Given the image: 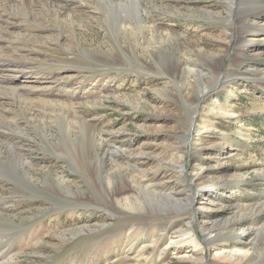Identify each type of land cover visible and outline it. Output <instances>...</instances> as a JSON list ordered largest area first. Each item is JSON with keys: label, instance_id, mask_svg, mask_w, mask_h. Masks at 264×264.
<instances>
[{"label": "rangeland", "instance_id": "obj_1", "mask_svg": "<svg viewBox=\"0 0 264 264\" xmlns=\"http://www.w3.org/2000/svg\"><path fill=\"white\" fill-rule=\"evenodd\" d=\"M0 1L16 24L0 26V75L24 97L82 94L73 110L89 136L83 120L62 133L73 118L40 129L2 83L0 115L20 125L0 124V264H264V0H141L157 28L144 33L117 27L125 0L110 12L97 0L71 4L68 23L40 0ZM162 55L177 69H158ZM195 104L200 127L190 130ZM67 149L101 168L86 179ZM125 198L143 205L125 208ZM188 221L198 245L169 244ZM223 250L236 257L219 259Z\"/></svg>", "mask_w": 264, "mask_h": 264}, {"label": "bare ground", "instance_id": "obj_2", "mask_svg": "<svg viewBox=\"0 0 264 264\" xmlns=\"http://www.w3.org/2000/svg\"><path fill=\"white\" fill-rule=\"evenodd\" d=\"M4 1V0H3ZM6 1V0H5ZM113 0H97V6L96 7V10H99L102 6H105L108 8V11H113V7H117V5L115 3L112 2ZM1 2V1H0ZM32 3L31 6H34L35 4H38L36 0H24V5H28V3ZM41 4H38L39 5H43L45 7H49V11L53 10L54 11V16L59 20V21H66L68 23V21L70 19H72L73 21H76L75 19V16H73V14L71 13V4H75L76 3H80L81 5L83 4H86L88 3V0H76V1H69V0H40L39 1ZM123 2V1H122ZM141 0H125L123 2V10L125 9V12L127 13L126 16H122L121 15H118L116 16L115 18V21H116V25L117 27H121V28H124L125 31L127 30H130L132 29L134 32H136L137 30L134 28V24L137 23V28L144 33V31H151V32H155L154 30H157L156 27H148L146 24H145V18L143 17V14L141 13V8H140V5H141ZM115 5H113V4ZM249 4V3H248ZM6 6V5H5ZM30 6V4L28 5ZM113 6V7H112ZM243 6V5H242ZM250 7V6H249ZM252 7V6H251ZM255 7H253L252 9H254ZM250 9V8H249ZM248 9V10H249ZM251 9V10H252ZM114 10H117V9H114ZM245 10V9H244ZM255 10V9H254ZM32 11V10H31ZM250 11V10H249ZM255 12V11H254ZM253 12V13H254ZM257 12V11H256ZM240 13V12H239ZM134 14H136V22L133 23V19H134ZM242 15V14H241ZM70 16V18H68ZM243 17V16H242ZM241 17V18H242ZM244 18V17H243ZM27 19V18H26ZM108 19H109V16H108ZM135 20V19H134ZM242 20V19H241ZM5 22L7 24H5ZM244 22V21H243ZM2 24H4V29H8L10 26H12L11 24H13V27L15 26L16 27V24L14 23H11L10 21L7 20V18H2V16L0 15V26H2ZM236 24V23H235ZM26 25L27 26H33L32 23L30 22V19H28V21L26 22ZM239 25L241 26V32H242V29L244 27V23H242L240 20H239ZM237 26V25H236ZM31 28V27H30ZM27 29V28H26ZM244 30V29H243ZM11 32V31H10ZM3 37V36H2ZM5 38V37H4ZM4 39H0V41H2ZM19 41V40H18ZM24 41V40H23ZM25 42V41H24ZM163 42V40L161 41ZM1 43V42H0ZM27 43V42H25ZM15 46V45H14ZM13 46H11L12 48ZM72 47V46H71ZM118 52L120 53H124L127 55L125 49H119ZM10 53V52H9ZM122 56V54H120ZM125 55V57H127ZM100 56V55H99ZM98 56V54L96 53H92L89 55V57H91L93 60H96V62H101L100 60V57ZM88 57V58H89ZM123 57V56H122ZM124 58V57H123ZM125 59V58H124ZM127 59V58H126ZM110 63H113L114 65H117V63H119V60H114L113 61V57L110 58V60H108ZM212 61L216 62L215 59H213ZM173 58L171 56H167V55H162V57L160 58L159 60V68L158 69H162L165 73L166 71H170V68L171 69H177V68H174L173 66ZM213 62V63H214ZM0 65L4 66L5 64L4 63H0ZM142 65V64H141ZM167 66V68H166ZM146 67L144 65H142V69ZM6 70V69H5ZM173 71V70H172ZM196 71V69H194L193 67H190L188 66V69H187V76L190 77V75H194V72ZM12 72H16L17 75H18V72L16 70H13ZM160 72V71H159ZM14 74V73H13ZM24 74V73H23ZM167 74V73H165ZM169 76H172L171 78L175 79V78H178L179 75L177 73L175 74H172L170 72V75ZM7 77H11V74H2L0 75V86H3V84H8L9 86H4L5 89H9V93L10 95L16 99L17 101V105L20 107V109L23 111L24 113V116L27 118V120L30 122L33 121L34 123L35 122H40L39 125L40 126H37V127H40V129L44 128L45 125H47L49 123V119L51 121H56V120H61L62 123H64L63 121L68 119V118H73V119H76L75 121H70L69 123V128L66 130L65 129V125L62 124V127L61 130H62V133L65 135V136H70L71 135V132L73 128H75V124L77 122V120H83L84 122H81L79 127V132L81 133V136L83 137V140H88V137L86 136L85 132H86V123H85V119L82 117V116H79V114H76V112H74L76 108V104H81V102H75L74 99H78L82 96L79 95L78 96H75L74 92H70V91H65V92H69L70 95L69 96H66L65 98H60L58 97V99H44V98H32L30 96H25L24 92H21L18 88H16L15 86H11L10 84L12 83V81H14V79L12 78H7ZM14 77V76H13ZM16 77V75H15ZM181 77V76H180ZM221 77V76H220ZM70 78V77H69ZM69 78H66V79H69ZM220 79V78H219ZM216 79L215 81V85H211V86H207L205 85V87L201 88L199 90V92L196 94L193 102L194 103H198L200 101L203 100L204 97H208L210 95H212L214 92H216V90L219 88L220 85H222V80L220 79ZM100 81V80H98ZM176 81V80H175ZM233 81V80H232ZM231 81V82H232ZM3 83V84H2ZM226 83V82H225ZM67 86H69V83H65ZM97 84V83H96ZM230 86V85H229ZM180 91L182 93V88H180ZM64 92V91H62ZM8 93V94H9ZM59 93H61V89L59 90ZM37 94V93H36ZM10 95H6L8 101L7 103H9L10 101ZM61 99V100H60ZM67 101V102H65ZM1 102V101H0ZM70 102V103H68ZM86 104V102L84 103ZM2 105V104H1ZM196 106H194L193 108H190V130L193 129L194 126H197L195 121L197 120V116L199 115L200 113V110L198 108V104H195ZM17 106V107H18ZM4 108V107H3ZM12 108V107H10ZM14 108V107H13ZM12 108V109H13ZM9 109V108H8ZM15 109V108H14ZM13 109V111H14ZM261 109L264 110V106H261ZM11 111V109H10ZM71 111V112H70ZM22 113V114H23ZM69 113V114H68ZM72 113V114H71ZM70 114L72 115V117H69ZM8 117V116H7ZM6 116L4 115H0V124H3L5 123L6 125H9L10 128H15L18 127L20 125L19 122L17 121H12V116L7 118ZM5 119L7 121H5ZM16 119V117L14 118ZM13 119V120H14ZM195 123V124H194ZM194 125V126H193ZM84 126V127H82ZM90 126V125H89ZM199 126V125H198ZM200 127V126H199ZM197 128V127H196ZM59 130V129H58ZM60 131V130H59ZM73 139V138H72ZM75 139V138H74ZM63 140V139H61ZM73 142V141H72ZM83 143V142H82ZM89 145V144H88ZM70 146V145H69ZM63 147V146H62ZM70 148V147H69ZM115 149V148H114ZM63 152V151H62ZM80 153L83 155V151H80V152H76V154L71 151V149H67V154H68V157H69V160L70 162H75V166L76 168L79 169V171L85 176L86 179H91L92 176H93V171L91 172V168L92 167H100L101 168V165H102V162L101 161H96L94 162L92 165L89 164L87 162V160H85V157L83 155V158H81L80 156ZM76 155V156H75ZM29 164L30 162L26 161L23 163V167H25L27 170H28V167H29ZM73 164V165H74ZM114 164V163H113ZM71 168V167H70ZM18 168H16L15 170H17ZM23 169V168H22ZM98 171V170H97ZM29 172V171H28ZM104 172V171H103ZM113 173V172H112ZM22 175V173H20ZM26 174V173H25ZM122 175H124L122 173ZM121 176V175H120ZM114 177V176H113ZM27 178V177H26ZM25 178V179H26ZM29 178V177H28ZM101 182V181H100ZM48 183V182H47ZM102 183V182H101ZM141 183V182H140ZM49 184V183H48ZM105 189V188H104ZM118 189V188H117ZM99 190V189H97ZM100 191V190H99ZM98 191V192H99ZM120 191V190H119ZM134 191V190H133ZM151 194V193H150ZM113 195V194H112ZM64 197V196H63ZM68 197V196H67ZM67 197H64V198H67ZM71 198V197H70ZM111 199V198H110ZM70 200V199H69ZM125 201L123 202V206L126 208H130L131 210H137L139 208H137V206H141L143 204L139 203V204H134L132 199L130 198H125L124 199ZM147 213V212H146ZM148 214V213H147ZM140 215V214H139ZM138 215V216H139ZM144 215V214H142ZM148 216V215H147ZM144 219V218H143ZM148 220V219H147ZM137 218L134 217V216H131L129 217L127 220H126V224H133L134 222H137ZM142 227V226H141ZM157 230V229H156ZM164 231V230H163ZM140 232V231H139ZM207 235V234H206ZM164 237V236H163ZM201 237V236H200ZM162 238V237H161ZM198 239H199V235H198V232L196 231V229L191 225L190 221H188V227H186L185 229H182L181 232L177 235H171V240L169 241V244H180L183 242V240H186L187 242L189 243H193L195 246L198 245ZM212 239V238H211ZM161 240V239H160ZM133 241V240H132ZM163 242V241H162ZM165 243V242H164ZM151 244V243H150ZM155 244V243H154ZM175 246V245H174ZM202 249V248H201ZM232 251V252H230ZM230 251H226V250H223L222 252H217V257L219 259H222V258H231V260L233 259V256H235L233 250H230ZM128 253V252H127ZM131 254V253H130ZM244 256L247 255V252L243 251L242 253ZM216 255V254H215ZM216 257V259H217ZM236 257V256H235ZM221 263V262H220ZM207 264V263H206ZM214 264V263H213Z\"/></svg>", "mask_w": 264, "mask_h": 264}]
</instances>
